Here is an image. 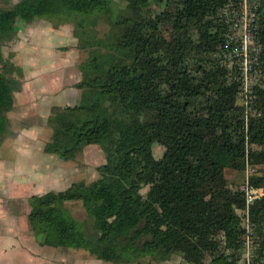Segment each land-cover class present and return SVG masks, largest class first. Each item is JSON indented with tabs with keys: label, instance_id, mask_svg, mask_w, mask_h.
<instances>
[{
	"label": "trees",
	"instance_id": "obj_1",
	"mask_svg": "<svg viewBox=\"0 0 264 264\" xmlns=\"http://www.w3.org/2000/svg\"><path fill=\"white\" fill-rule=\"evenodd\" d=\"M114 2L0 5L3 41L13 39L17 22L43 19L56 28L72 25L104 54L78 65L81 78L72 87L78 101L51 107V136L42 149L67 163L97 146L104 163L90 183L31 196V233L42 245L83 249L111 264L174 257L179 264H241L245 108L216 56L224 31L215 16L226 0H124L109 20ZM256 38L263 78L248 116L247 144L257 173L251 184L264 190V0ZM7 73L1 62L0 139L6 130L1 116L13 106ZM70 202L81 203L83 222L71 214ZM249 218L264 264V197L249 205Z\"/></svg>",
	"mask_w": 264,
	"mask_h": 264
},
{
	"label": "rangeland",
	"instance_id": "obj_2",
	"mask_svg": "<svg viewBox=\"0 0 264 264\" xmlns=\"http://www.w3.org/2000/svg\"><path fill=\"white\" fill-rule=\"evenodd\" d=\"M17 1V0H15ZM124 0H115L113 5V10L111 8V13L108 16V19H113L114 11H117L119 8L124 6ZM45 22V20L41 19ZM47 23V22H46ZM30 24V23H26ZM40 25L43 24L40 22ZM49 25V23H48ZM92 25V24H91ZM106 29L108 31L109 25L106 24ZM91 29V26L88 25ZM51 30L58 29L61 32V36L63 38H72V42L74 44H70L69 41H64L62 44L55 46L53 49L52 39L46 38L42 40V38L47 37L48 35L43 30H40V34L37 39L35 33H29L24 30L25 38H26V45L27 51L26 56L30 58V62L23 63V55H20L17 51L14 53L12 52L11 46L9 42L3 41L0 36V64L1 62L4 63L7 67L8 73L5 75L6 80L11 84L12 87V94L16 98V101L13 102L12 109H18L19 106H25L21 104L22 98L19 95L22 85H24L28 81H32L34 78V82L38 80L39 76H43L46 74L47 78H49V70L52 66L49 63L52 61L48 59L44 62L41 61V58L38 61H41L38 64L32 63L35 58L38 56L36 54L44 53V50H47L49 53L52 49L54 53V57H63L69 58L72 61L74 60L76 69L78 70V65L80 63L92 60V59H99V56L103 54L100 53L98 48H94L93 44L91 43L92 39L83 38L81 32L78 30L74 33V27L70 24H65L59 27H54L50 25ZM59 28H61L59 30ZM30 30V28H29ZM52 34V32H50ZM43 37H42V36ZM91 35H93V30L91 31ZM41 36V37H40ZM40 40V41H39ZM39 41V43H38ZM55 41H53L54 44ZM91 43V44H90ZM51 45V47H49ZM66 48V49H65ZM104 56V54H103ZM106 56V54H105ZM36 65V66H35ZM26 66V67H24ZM30 67V69L25 70V68ZM50 67V68H49ZM68 70V69H66ZM66 70L62 71V75L66 73ZM79 71V70H78ZM61 72L58 73L60 75ZM61 76V75H60ZM40 80V79H39ZM70 81L67 77H59L56 80L57 88H59L58 92L54 96V106H64V105H73L76 102V96L72 92L69 94V98H66L65 95V88H69L66 84H69ZM73 83V81H72ZM71 89V88H70ZM76 91V90H75ZM70 99V100H69ZM18 107V108H17ZM19 112V111H16ZM41 113V111H40ZM37 114L34 113V110L28 111V114L24 116V121H27L25 124L26 130H23L22 124L18 121L17 118L20 116L16 113L10 115L11 118L15 117V120H12L8 117V113L5 115L2 114L1 118H4V122L6 125L5 134H3V138L0 139V187H1V180L9 179L10 182L15 184L11 190V196L5 198L4 196H0V203H9L7 208L11 211H16L22 209V205L24 203V199L22 198V188L25 184L24 182H30V177L33 175H37L38 173H45L46 167L47 169H67L69 171H77L78 174L72 176V182H85L90 183L91 181L97 178V173L95 171L96 167L102 165L104 163V156L100 149L97 146H87L88 148L85 150L84 153L79 155L77 159L73 162H61L55 156L46 155L42 152V148L44 144L49 140L51 136V130L46 125L37 122ZM39 121V120H38ZM36 122V123H35ZM43 122V121H42ZM44 123V122H43ZM86 148V147H85ZM41 152L39 153V151ZM156 156L161 154V149H156ZM40 154V157L38 155ZM34 158L36 160L34 161ZM40 159V160H39ZM56 161L61 163L60 166ZM46 164V166H45ZM63 167V168H62ZM81 170V171H80ZM31 171V172H30ZM230 173L226 171V177H229ZM242 179L244 177L241 176ZM232 179V177H231ZM12 184V185H13ZM32 188V187H31ZM57 189V188H55ZM62 190V189H60ZM31 192H34L31 190ZM30 198V197H29ZM29 198L26 200L27 204L29 202ZM74 203V204H72ZM72 207L70 209L71 214L77 221V223H81L84 220L85 214L83 210L81 211L80 207L77 204L81 205L80 202H70L67 205ZM33 235V234H32ZM34 236V235H33ZM79 255H88L83 249L80 250H72Z\"/></svg>",
	"mask_w": 264,
	"mask_h": 264
},
{
	"label": "crops",
	"instance_id": "obj_3",
	"mask_svg": "<svg viewBox=\"0 0 264 264\" xmlns=\"http://www.w3.org/2000/svg\"><path fill=\"white\" fill-rule=\"evenodd\" d=\"M6 3H14L15 0H5ZM0 5L3 4V0H0ZM40 22L46 24L41 26ZM30 28V30H29ZM61 28H59L60 30ZM24 30L27 32L26 34L35 33L37 39H40L38 35L41 31H45L48 35L47 37L42 38L45 40L46 38L52 39L53 47L52 49L62 44L64 41H67L68 38H63L61 36V32L56 30H51L50 24L42 21L37 20L33 21L30 24H25L22 22H17L15 24V35L13 39L9 42L12 52H18L20 55H23V63L30 62V58L26 56L27 45H26V36ZM52 32V34H50ZM42 36V35H41ZM40 36V37H41ZM43 37V36H42ZM70 44L72 42V38H69ZM68 39V40H69ZM40 41V40H39ZM38 41V43H39ZM74 41V40H73ZM51 45L49 47H51ZM50 50L48 53L47 50H44L42 54H36L38 57L34 59L32 63L36 64L37 61L41 58V61L44 62L48 59L52 61L49 63L52 66L49 70V78H47L46 74L43 76L35 77L39 78L34 82V78L32 81L26 82L22 85L20 96L23 101L21 104L22 106L18 109H12L8 113V117L12 120H15V117L11 118V113H16L20 117L17 118L18 121L22 124L23 130H26L25 124L27 121H24V116L28 114V111L34 110V113L37 114V122L46 125V119L49 115V111L51 107H54V96L58 92L59 88H57L56 80L61 77L65 76L69 79L70 83L66 84L67 87L65 88V95L66 98H69V94L74 92L76 96V102L78 101L79 91L72 88L73 85L80 81L81 75L80 72L76 69L74 60L72 61L69 58L63 57H54V53ZM66 49V48H65ZM38 61V64L41 62ZM36 66V65H35ZM26 67V66H24ZM30 69V67L25 68V70ZM68 69V70H66ZM66 70V73L62 75V71ZM29 71V70H28ZM60 75H58V73ZM73 81V83H72ZM71 88V89H70ZM76 90V91H75ZM13 102L16 101L14 94H12ZM70 100V99H69ZM73 104V105H75ZM70 105V106H73ZM65 106V105H64ZM62 107V106H58ZM19 111V112H16ZM41 111V113H40ZM39 120V121H38ZM44 123H43V122ZM36 123V122H35ZM88 147L84 148L83 152ZM43 149V148H42ZM41 150L39 151V153ZM43 152V151H42ZM40 157V154L38 155ZM36 158H34V161ZM40 160V159H39ZM60 166L61 163L56 161ZM46 166V164H45ZM63 168V167H62ZM45 173H38L36 176L33 175L30 177V182L25 181L23 188H22V198L24 199V203L22 205V209L11 211L7 208L9 203L5 202L0 203V264H111L106 262H101L94 259L88 255H79L76 252H73L72 249H59V248H51L45 245H42L38 240L32 235L30 226L28 223V213H29V206L27 204V199L34 195H42L49 191H63L67 189L73 182L72 176L78 174L77 171H69L67 169H47L45 168ZM81 171V170H80ZM31 172V171H30ZM1 179V178H0ZM10 180L3 179L1 180V187H0V196H4L5 198L11 196L10 190L15 187ZM32 187V188H31ZM57 188V189H55ZM62 189V190H60ZM34 191V192H31ZM79 207V204H77ZM67 207L71 209L70 205L68 204ZM180 259L178 257L172 258L170 261L163 262V263H153V264H179ZM152 264V263H151Z\"/></svg>",
	"mask_w": 264,
	"mask_h": 264
},
{
	"label": "built area",
	"instance_id": "obj_4",
	"mask_svg": "<svg viewBox=\"0 0 264 264\" xmlns=\"http://www.w3.org/2000/svg\"><path fill=\"white\" fill-rule=\"evenodd\" d=\"M260 0H226L218 9L215 21L223 27L224 42L217 53L218 64L227 76L237 84V100L245 108L243 115L245 131L244 177L240 191L245 197L242 211L244 233L242 237L241 264H262L257 259L259 244L254 225L249 218V205L264 197L262 188L253 187L251 178L257 176L248 160V116L256 102V87L261 85L260 70L262 46L257 40V11Z\"/></svg>",
	"mask_w": 264,
	"mask_h": 264
}]
</instances>
